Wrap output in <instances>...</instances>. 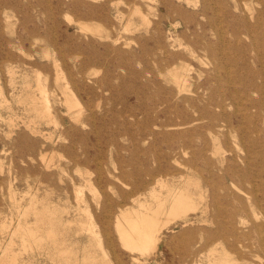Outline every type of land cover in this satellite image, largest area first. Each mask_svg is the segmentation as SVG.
<instances>
[{
  "label": "rangeland",
  "instance_id": "374dc122",
  "mask_svg": "<svg viewBox=\"0 0 264 264\" xmlns=\"http://www.w3.org/2000/svg\"><path fill=\"white\" fill-rule=\"evenodd\" d=\"M0 89L3 264H264V0H0ZM157 180L214 220L129 253L115 217Z\"/></svg>",
  "mask_w": 264,
  "mask_h": 264
},
{
  "label": "bare ground",
  "instance_id": "6f19581e",
  "mask_svg": "<svg viewBox=\"0 0 264 264\" xmlns=\"http://www.w3.org/2000/svg\"><path fill=\"white\" fill-rule=\"evenodd\" d=\"M187 3L190 2V0H185ZM195 7V6H194ZM133 12H131L132 14ZM148 18V17H147ZM173 25V24H172ZM142 26V25H141ZM140 27V26H139ZM125 28V27H124ZM123 28V30H124ZM117 43V41H116ZM173 81L178 85V86H184L185 82L187 80L186 78V74L184 72H176L173 73ZM31 84V83H30ZM41 92V100L43 103V108L42 111L38 110L36 108V104L37 101L34 99H31L29 104L30 106L34 109V111L39 115V116H48L49 115V100H48V96L47 93L44 89H40ZM66 104L67 105H71L72 104V100L70 99L69 96L66 97ZM19 102V101H18ZM22 102V100H21ZM100 102V101H99ZM9 103V102H8ZM97 103V102H96ZM20 104V103H19ZM7 106V102L3 97V93L2 90L0 89V107L1 106ZM41 105V104H40ZM97 105V104H96ZM99 107V106H98ZM8 108V107H7ZM10 109V108H9ZM13 110V109H12ZM16 114V113H15ZM17 115V114H16ZM79 115V114H78ZM81 116V115H80ZM17 118V117H16ZM15 118V119H16ZM76 118V117H74ZM80 118V117H79ZM2 119V118H1ZM14 119V116L13 118ZM20 119V118H19ZM18 119V120H19ZM44 119V118H43ZM49 119V118H48ZM21 120V119H20ZM54 120V119H53ZM75 120V119H73ZM78 120V118H77ZM10 121V120H9ZM12 121V120H11ZM17 121V120H16ZM33 121V120H32ZM76 121V120H75ZM23 122V121H22ZM50 122V121H49ZM79 122V120H78ZM76 122V123H78ZM24 123V122H23ZM32 123V122H30ZM12 124V123H11ZM28 124V123H27ZM30 125V124H29ZM25 126V124H24ZM28 126V125H27ZM55 126V125H54ZM13 127V126H12ZM27 129V128H26ZM34 129V128H33ZM29 130V129H28ZM31 130V129H30ZM39 130V129H38ZM47 132V131H46ZM49 132V131H48ZM36 133H39L38 131ZM11 134V133H10ZM12 135V134H11ZM46 136V135H45ZM48 138V137H47ZM58 139V138H57ZM234 139V138H233ZM55 143V142H54ZM53 153V152H52ZM51 153V154H52ZM57 153V152H56ZM50 154V155H51ZM185 154V153H184ZM82 155L84 158H87L89 155V152L84 150L82 152ZM245 158L248 157L247 153L245 154ZM186 156V155H185ZM83 158V159H84ZM49 159V158H48ZM52 159V158H51ZM8 160V159H7ZM154 160H158L154 159ZM47 164V163H46ZM8 166V165H7ZM46 167V165H45ZM187 168V167H186ZM2 169V168H1ZM1 171V170H0ZM9 171V170H8ZM222 172H225V170H223ZM8 173V172H7ZM10 174V173H8ZM161 176V175H160ZM189 180V179H188ZM184 186H178V185H173V184H169L165 181H160L157 180L156 184L158 186V189L156 188H151L149 193L147 194V197H149L148 199H144L143 201L139 198V197H133L135 195L138 194L139 187L137 185V182H132L130 191L128 192V194H131V196L133 197V201L136 204V206L138 207L137 209L135 208H130V209H126L123 212H120V214L115 217V228H116V232L118 235V239L122 245L123 248L127 249L129 251V253H134L137 252L138 254L144 256V257H149L151 255H154L156 253V251L159 249L160 243L162 241V235L164 230L168 229V227L175 223L176 221L180 220L182 221L183 225H187L190 224V215L192 214L194 217V220L197 222H203L205 224V222H210L213 221L214 219L212 218V214H211V207L213 206L212 202H215V198L209 201L207 200V195L206 193H204L202 191V189L199 190V186H197V192L193 193L190 191L189 189V181H186L184 183ZM10 187V186H9ZM28 189H30L28 187ZM37 189V188H36ZM20 194V193H19ZM23 194V193H22ZM34 194V192H33ZM10 195V192H9ZM14 195V194H13ZM28 195V194H27ZM140 195H143V193H141ZM11 196V195H10ZM35 196V195H34ZM14 197V196H13ZM30 197H33V195H31ZM29 197V198H30ZM77 202L80 203L83 201V198L81 195L77 194ZM22 199V198H20ZM31 199V198H30ZM10 200V199H9ZM16 202V201H15ZM19 203V202H17ZM18 206V205H17ZM29 207H31L29 205ZM106 206H104L103 208H105ZM110 207V206H109ZM127 207V206H126ZM125 208V207H124ZM25 209V207H24ZM27 209V208H26ZM55 208L53 207L52 210H54ZM19 210V209H18ZM17 210V212H18ZM30 211V208L28 209ZM27 210V211H28ZM50 212L51 208H46V211ZM24 211V210H23ZM22 211V212H23ZM28 211V212H29ZM66 212V211H64ZM105 212H108L105 211ZM26 213V212H25ZM24 212L22 213L23 215L25 214ZM12 215V214H11ZM22 215V217H24ZM231 215V214H230ZM27 216V215H26ZM25 216V218H26ZM21 218V215L20 217ZM18 218V219H19ZM210 218H212L210 220ZM12 220V219H11ZM18 221V220H17ZM82 222V221H79ZM194 222V221H193ZM25 223V222H24ZM201 224V223H200ZM18 225L19 222H18ZM18 225L16 227H18ZM27 226V225H26ZM20 227V226H19ZM18 227V228H19ZM264 227V226H263ZM8 228V227H7ZM21 228V227H20ZM16 229V228H15ZM82 229L86 230V231H91L90 229L83 227ZM263 229V228H262ZM23 230L22 228L20 230L16 229L15 231L12 230V232H15V236H16V232L20 233H24L26 236L30 235L29 237L31 238V236H35V232L33 230H26V231H21ZM106 232V231H105ZM264 232V231H263ZM215 233V232H214ZM11 234V233H10ZM50 234V233H49ZM13 235V234H12ZM48 235V234H46ZM99 235V234H98ZM210 235H214V234H210ZM264 235V233H263ZM21 236V235H20ZM24 236L22 235L21 239ZM49 236H47L48 238ZM9 238H12V236L10 235ZM16 238V237H15ZM28 238V237H27ZM40 238V237H38ZM37 238V239H38ZM20 239V240H21ZM33 239V238H32ZM36 239V240H37ZM41 240V238H40ZM43 240V239H42ZM11 241V240H10ZM13 241V240H12ZM11 241V243H12ZM23 242H27L21 240ZM39 241V240H38ZM14 242V241H13ZM21 242V243H23ZM34 242V241H33ZM10 243V242H9ZM30 243V241H29ZM37 243V242H36ZM196 243H200V241H197ZM13 244V243H12ZM55 244V243H52ZM7 245V244H6ZM36 245V244H35ZM31 246V245H30ZM13 247V245H12ZM6 247L5 249L7 250ZM21 248V247H20ZM37 248V247H35ZM5 249L3 250L4 252V256L5 253L7 251H5ZM31 249V248H30ZM39 249V248H38ZM10 253H11V249ZM33 251V250H32ZM17 252V251H16ZM21 252V251H20ZM228 254V251H226ZM2 253V252H1ZM15 253V252H14ZM23 253V252H22ZM21 253V254H22ZM13 254V252H12ZM11 254V255H12ZM27 254V253H26ZM3 255V254H1ZM0 255V259L2 258ZM9 255V254H8ZM211 257L209 258V264H233L230 263V261H228L227 259H224L222 262L219 261V259L215 256V250L212 251L211 253ZM3 256V257H4ZM14 256V255H13ZM12 256V257H13ZM17 256V254L15 255ZM227 256V255H226ZM7 257V256H6ZM9 257V256H8ZM7 257L6 260H8L9 258ZM11 257V256H10ZM10 258L11 261H14V258ZM5 260V261H6ZM52 260V259H51ZM2 262L0 263H5L4 259L2 260ZM92 261H94L95 263L97 262V258L93 257ZM8 263V261H6ZM10 262V261H9ZM17 264V263H16ZM23 264V263H22Z\"/></svg>",
  "mask_w": 264,
  "mask_h": 264
}]
</instances>
